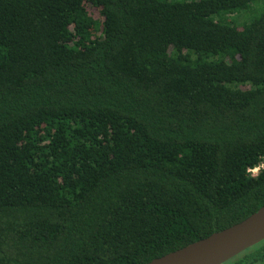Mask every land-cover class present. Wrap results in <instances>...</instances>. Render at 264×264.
Instances as JSON below:
<instances>
[{"label": "trees", "instance_id": "1", "mask_svg": "<svg viewBox=\"0 0 264 264\" xmlns=\"http://www.w3.org/2000/svg\"><path fill=\"white\" fill-rule=\"evenodd\" d=\"M262 206L264 0H0V264H147Z\"/></svg>", "mask_w": 264, "mask_h": 264}, {"label": "water", "instance_id": "2", "mask_svg": "<svg viewBox=\"0 0 264 264\" xmlns=\"http://www.w3.org/2000/svg\"><path fill=\"white\" fill-rule=\"evenodd\" d=\"M264 240V206L243 221L147 264H224Z\"/></svg>", "mask_w": 264, "mask_h": 264}, {"label": "built area", "instance_id": "3", "mask_svg": "<svg viewBox=\"0 0 264 264\" xmlns=\"http://www.w3.org/2000/svg\"><path fill=\"white\" fill-rule=\"evenodd\" d=\"M258 169L259 168H256V169H253V170H251L252 171V173H254V175L258 172Z\"/></svg>", "mask_w": 264, "mask_h": 264}, {"label": "rangeland", "instance_id": "4", "mask_svg": "<svg viewBox=\"0 0 264 264\" xmlns=\"http://www.w3.org/2000/svg\"><path fill=\"white\" fill-rule=\"evenodd\" d=\"M182 1H191V0H182Z\"/></svg>", "mask_w": 264, "mask_h": 264}]
</instances>
